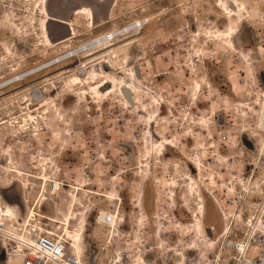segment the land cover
Returning <instances> with one entry per match:
<instances>
[{"label": "rangeland", "instance_id": "1", "mask_svg": "<svg viewBox=\"0 0 264 264\" xmlns=\"http://www.w3.org/2000/svg\"><path fill=\"white\" fill-rule=\"evenodd\" d=\"M263 91L264 0H0V204L66 239L37 214L62 218L83 185L84 261L231 264L230 240L264 220ZM108 209L116 226L96 221ZM8 243L0 264H20Z\"/></svg>", "mask_w": 264, "mask_h": 264}, {"label": "built area", "instance_id": "2", "mask_svg": "<svg viewBox=\"0 0 264 264\" xmlns=\"http://www.w3.org/2000/svg\"><path fill=\"white\" fill-rule=\"evenodd\" d=\"M59 189L57 181H51L47 185V191L51 193ZM101 216L102 211L96 216V221L105 227L110 226V221H115V226L118 224L119 218L111 209L103 211L102 219ZM24 221L21 222L20 219L17 225L21 228L16 227L17 232L23 231L24 240L8 236L11 244L8 243L10 252H6V258L11 255L20 257V264H136L135 261H129L122 255L114 256L105 263L84 261L82 256L73 252L66 239L59 238L46 229L45 222L35 216H28ZM248 227H250L249 235L246 238L230 240V248L236 252L231 264H264V220L262 216L258 217L254 226L249 221Z\"/></svg>", "mask_w": 264, "mask_h": 264}, {"label": "bare ground", "instance_id": "3", "mask_svg": "<svg viewBox=\"0 0 264 264\" xmlns=\"http://www.w3.org/2000/svg\"><path fill=\"white\" fill-rule=\"evenodd\" d=\"M226 9L231 11V9H229L228 7H226ZM48 19L51 20V17H49ZM43 27L46 28L45 31L47 32L48 31V28H47L48 25L46 27V24H43ZM233 34H234V31L231 28H228V29L221 30L220 33L218 34V37H220V38H222L224 40L231 41L232 40V37H233ZM103 37H105V36H103ZM49 39H50V37H49ZM113 43H114V41L110 42L108 45L100 48L99 51L106 50ZM96 52H98V51L90 52V53L86 54L85 57L92 56ZM99 83H100V81L97 82V83H95V84H99ZM106 84H108V87L106 89H103ZM135 84H137V83H135ZM135 84H133V85H135ZM111 86L112 85L110 84V81H108V80H107V82L104 81V82H102L98 86V88H96V91L95 92L97 94H101L102 95L107 90H110L112 88ZM122 88H127V87H124L123 86L120 89L122 90ZM121 90H120V92H121ZM121 95L124 97V95H123L122 92H121ZM130 95H131V93H130ZM262 97H263V105H262V119H261V121H262V123L264 125V91L262 93ZM131 98H132V96H131ZM124 99H126V98L124 97ZM131 105H134V102ZM260 125H261V123H260ZM196 164H199L198 161H196ZM7 170H8L9 173L15 172V173H19L20 174V171L17 170V169H11V168H9ZM28 176H29V174H28ZM190 178H192V177L190 176ZM43 179H45L44 176H43ZM44 181H46V179ZM69 188L72 189V192L69 195L68 206H67V209H66V211H65V213H64V215H63L62 218H60V219L58 218L57 219L54 216H43L41 214H37V215L39 217H41V218H46L50 222H57V223L61 224V228L62 229H61L60 235H62V237H64V238H66V241L68 242V244H70V246L73 247V249L77 253V255L80 256V255H82V253L84 251L82 249V240H83V235H84V232H85V229H86L85 228V226H86V216H85V212L83 210H77L76 211L74 209V206H75V204H79L80 205V203L78 202V199H77V194L79 192H82V193L83 192L84 193H92V192L90 190H88V189H85L83 185H78V184L75 185V186L74 185H70ZM55 192L56 191H54L52 193L55 194ZM43 198H45V196ZM119 201H120V197L118 196L116 190L111 191L106 196V206L108 208H112V209H115V210L118 209L119 206H120V202ZM201 207H202V205H201ZM29 213L31 214L30 216H35V209L34 208L33 209L29 208ZM196 216H198V214ZM72 220H75V223H76V228H75L74 231H71L69 229V224H70V222ZM19 221L20 220L17 218L16 211L14 210V208L10 204H7V203H5V204L4 203L3 204L1 203L0 204V237H4V236L8 237L9 236L10 238H15L17 240H24V234L21 233V232H17L16 231L17 228L13 225V222H15L16 224H18ZM195 224H196V227H197L198 231L200 232V234L201 235L204 234L203 236H201L202 241H204V242H202L201 245L205 247V246H208L209 244H211L213 238L210 237V234H211V232L213 233V229L214 228L213 227H209L207 229L205 227L204 221H202V219L201 220H198ZM207 230H209V232ZM227 233H228V229H227V232L225 234H227ZM205 236H208V239L209 240H207L205 238ZM68 240H70L71 242H69ZM192 248L193 249H196L197 247H196V245H194V246H192ZM5 262L7 263V260ZM176 264H184L183 258L180 257L179 258V262H177Z\"/></svg>", "mask_w": 264, "mask_h": 264}, {"label": "water", "instance_id": "4", "mask_svg": "<svg viewBox=\"0 0 264 264\" xmlns=\"http://www.w3.org/2000/svg\"><path fill=\"white\" fill-rule=\"evenodd\" d=\"M53 19H56L54 21H59V20H64V19H60V18H54ZM66 21V20H64ZM61 23V22H60ZM134 71L135 73L137 74V76L139 77V66L138 65H134ZM108 87V84L105 85V87L103 89H106ZM121 92L123 93L124 97L126 98V100L130 103V104H133V100L131 98V95H130V91L127 89V88H122ZM209 232V230H207ZM0 257L3 258V253L0 252Z\"/></svg>", "mask_w": 264, "mask_h": 264}, {"label": "flooded vegetation", "instance_id": "5", "mask_svg": "<svg viewBox=\"0 0 264 264\" xmlns=\"http://www.w3.org/2000/svg\"><path fill=\"white\" fill-rule=\"evenodd\" d=\"M47 3H48V1H47ZM46 9H47V6H46ZM51 17V16H50ZM53 19V17H51V20ZM56 20V19H55ZM50 21V20H49ZM58 22H61V23H64V20H59ZM66 22V21H65ZM65 24V23H64ZM48 25V24H47ZM48 32V31H47ZM49 36V35H48ZM134 73H135V71H134ZM136 74V73H135ZM140 79V78H139ZM169 142L170 141H168V139H164L163 141H162V143L159 145V147H160V151L162 150L163 151V149L164 150H166V151H168L169 150V148L171 147V146H167L168 144H169ZM161 154H163L162 152H161Z\"/></svg>", "mask_w": 264, "mask_h": 264}]
</instances>
